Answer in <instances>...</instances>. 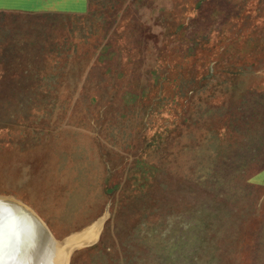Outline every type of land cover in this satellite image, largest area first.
Listing matches in <instances>:
<instances>
[{"label": "rangeland", "instance_id": "1", "mask_svg": "<svg viewBox=\"0 0 264 264\" xmlns=\"http://www.w3.org/2000/svg\"><path fill=\"white\" fill-rule=\"evenodd\" d=\"M263 178L264 0L0 10V198L65 264H264Z\"/></svg>", "mask_w": 264, "mask_h": 264}, {"label": "bare ground", "instance_id": "2", "mask_svg": "<svg viewBox=\"0 0 264 264\" xmlns=\"http://www.w3.org/2000/svg\"><path fill=\"white\" fill-rule=\"evenodd\" d=\"M0 204L4 209V255L10 264H65L66 247L82 242L84 244L94 235L92 229L74 236L65 243L69 244L63 247L65 244H57L52 238L50 240L45 238L43 230H40L45 229L44 226L28 209L3 198H0Z\"/></svg>", "mask_w": 264, "mask_h": 264}, {"label": "crops", "instance_id": "3", "mask_svg": "<svg viewBox=\"0 0 264 264\" xmlns=\"http://www.w3.org/2000/svg\"><path fill=\"white\" fill-rule=\"evenodd\" d=\"M50 0H0V10H29L32 7L42 5L45 7ZM64 1V0H63ZM264 178L260 183H263Z\"/></svg>", "mask_w": 264, "mask_h": 264}, {"label": "snow or ice", "instance_id": "4", "mask_svg": "<svg viewBox=\"0 0 264 264\" xmlns=\"http://www.w3.org/2000/svg\"><path fill=\"white\" fill-rule=\"evenodd\" d=\"M5 225H4V209L2 204H0V264H10L9 260L5 259L4 249H5V239H4ZM15 258H12L14 262Z\"/></svg>", "mask_w": 264, "mask_h": 264}, {"label": "water", "instance_id": "5", "mask_svg": "<svg viewBox=\"0 0 264 264\" xmlns=\"http://www.w3.org/2000/svg\"><path fill=\"white\" fill-rule=\"evenodd\" d=\"M44 228V227H43ZM40 230H43L42 231V233L45 235V238H47L48 240H50V236H49V233L45 230V229H41L40 228ZM45 231V232H44ZM47 234V235H46ZM67 244H69V243H67ZM67 244H65V245H63V247H65ZM72 245H77V244H71V245H69L68 247H66V251H65V253L66 254H68V252H69V250L72 248V247H74V246H72ZM66 257V256H65Z\"/></svg>", "mask_w": 264, "mask_h": 264}]
</instances>
